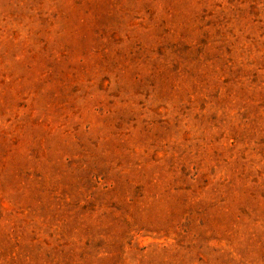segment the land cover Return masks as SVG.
Wrapping results in <instances>:
<instances>
[{"label": "rangeland", "instance_id": "374dc122", "mask_svg": "<svg viewBox=\"0 0 264 264\" xmlns=\"http://www.w3.org/2000/svg\"><path fill=\"white\" fill-rule=\"evenodd\" d=\"M0 264H264V0H0Z\"/></svg>", "mask_w": 264, "mask_h": 264}]
</instances>
